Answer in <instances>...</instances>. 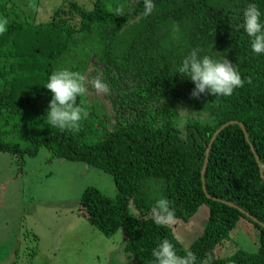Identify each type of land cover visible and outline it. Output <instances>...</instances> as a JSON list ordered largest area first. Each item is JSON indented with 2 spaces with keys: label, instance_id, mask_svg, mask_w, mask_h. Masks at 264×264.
<instances>
[{
  "label": "trees",
  "instance_id": "16d2710c",
  "mask_svg": "<svg viewBox=\"0 0 264 264\" xmlns=\"http://www.w3.org/2000/svg\"><path fill=\"white\" fill-rule=\"evenodd\" d=\"M153 2L144 17L143 0H93L91 8L69 0L37 24L1 3L8 27L0 34V153L22 161L44 148L51 157L108 173L115 196L87 187L81 213L106 238L121 230L123 251L135 264L154 263L152 249L165 238L178 255L186 252L170 224L154 222L151 209L161 197L175 210L174 222L207 207L203 232L189 248L196 264L205 257L209 264H264V55L251 51L240 27L249 3L264 19V0ZM192 49L224 56L243 86L227 97H192L194 85L176 72ZM60 68L83 78L77 103L89 115L72 131L44 118L51 95L43 84ZM97 78L107 94L93 88ZM95 91L103 99L91 101ZM229 122L235 123L224 126ZM242 220L257 232L256 250L213 256Z\"/></svg>",
  "mask_w": 264,
  "mask_h": 264
},
{
  "label": "rangeland",
  "instance_id": "374dc122",
  "mask_svg": "<svg viewBox=\"0 0 264 264\" xmlns=\"http://www.w3.org/2000/svg\"><path fill=\"white\" fill-rule=\"evenodd\" d=\"M68 1L0 0V4L15 5L21 17L37 24L50 20ZM72 1L86 8L93 5V0ZM95 95L103 99L96 91L89 99ZM87 187L107 197L116 193L108 173L78 161L51 157L44 148L22 161L0 153V264H135L123 251L121 230L106 238L81 213L78 201ZM207 217L208 209L201 205L187 222L168 223L183 249L189 250L203 232ZM256 233L242 220L230 232L227 245L213 250L212 255L228 256L237 249L253 252ZM209 262L205 257L200 264Z\"/></svg>",
  "mask_w": 264,
  "mask_h": 264
},
{
  "label": "clouds",
  "instance_id": "9594fccd",
  "mask_svg": "<svg viewBox=\"0 0 264 264\" xmlns=\"http://www.w3.org/2000/svg\"><path fill=\"white\" fill-rule=\"evenodd\" d=\"M154 10L153 0H143L141 15L150 16ZM119 11V10H118ZM261 11L254 3H249L242 11L244 33L248 37L250 49L253 53L264 55V19ZM8 19L0 17V34L7 31ZM199 49H192L181 61L176 72L187 77L194 85L190 95L198 97L207 92L215 96H229L235 88L242 87L245 80L235 65L224 56L215 58L211 55H200ZM94 89L107 94L109 87L100 79H93ZM51 95L45 114L47 124L59 130H76L80 122L89 115L86 106L77 103V97L83 95L85 89L80 73L60 68L53 70L44 82ZM152 214L156 224L172 223L175 220V210L170 207L168 199L161 197L155 200ZM151 256L154 264H196V257L190 250L184 255H178L173 242L162 239L152 249Z\"/></svg>",
  "mask_w": 264,
  "mask_h": 264
},
{
  "label": "water",
  "instance_id": "95a60500",
  "mask_svg": "<svg viewBox=\"0 0 264 264\" xmlns=\"http://www.w3.org/2000/svg\"><path fill=\"white\" fill-rule=\"evenodd\" d=\"M233 123H235V122H229L228 124H226V125H224V126L231 125V124H233ZM238 125H239V127L241 128V131H242L243 134H244V138H245V140L247 141V140H248V137H247L245 131H243V130H244L243 125H242L241 123H238ZM224 126H221L220 129H222ZM220 129H219V130H220ZM218 132H219V131L217 130V131L214 133V135L212 136L211 142L214 140V138H215V136L217 135ZM208 147H209V146H208ZM250 149H251V151L253 152L251 146H250ZM205 156H206V159H205V161H204V164H203V167H202V170H201V179L203 178V175H204V172H205V168H206V164H207L208 149L205 151ZM254 158H255V161H256L257 166H258V169H259V174H260L261 177H263V175H262V166H261L260 162L258 161V158H257L255 155H254ZM203 190H204V188H203ZM207 197H208V196H207ZM213 200H215V199H213Z\"/></svg>",
  "mask_w": 264,
  "mask_h": 264
}]
</instances>
